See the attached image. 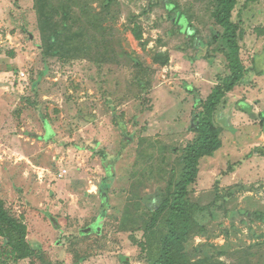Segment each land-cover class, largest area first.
<instances>
[{
	"label": "rangeland",
	"instance_id": "1",
	"mask_svg": "<svg viewBox=\"0 0 264 264\" xmlns=\"http://www.w3.org/2000/svg\"><path fill=\"white\" fill-rule=\"evenodd\" d=\"M215 9V0H0V198L52 264L160 256L168 213L156 224L152 215L196 141L201 101L231 74ZM232 19L245 78L216 112L222 148L190 187L186 252L264 264V155L249 156L264 149V0H238ZM49 21L65 33L63 54L47 52Z\"/></svg>",
	"mask_w": 264,
	"mask_h": 264
},
{
	"label": "trees",
	"instance_id": "2",
	"mask_svg": "<svg viewBox=\"0 0 264 264\" xmlns=\"http://www.w3.org/2000/svg\"><path fill=\"white\" fill-rule=\"evenodd\" d=\"M214 12L217 23L224 29L223 38L227 42L226 57L229 62L231 74L220 84L214 87L206 101H201L203 111L195 128L196 141L189 143L184 149V166L178 178L172 179L168 185V194L152 215L153 223H157L164 213H168L167 223L169 231L162 240L161 254L152 264H215L213 260H192L186 252V245L190 235L196 228L192 204L189 200L190 187L197 181L200 172V162L205 157L213 156L223 146L220 129L216 123V112L236 86L245 78V66L241 58L239 39L240 26L233 21V11L238 0H215ZM114 0H106V6L113 4ZM40 12V11H39ZM42 24L47 21L40 12ZM68 24H64L67 27ZM49 29L43 30L46 37L47 52L55 54L65 53L66 37L64 31L51 24ZM64 58V56H61ZM157 60L168 64L169 57L158 55ZM164 58V59H163ZM264 155V149L257 147L253 154ZM30 258L31 264H52L40 251H36L28 241L27 226L10 213L5 202L0 198V258L3 262L10 257Z\"/></svg>",
	"mask_w": 264,
	"mask_h": 264
}]
</instances>
